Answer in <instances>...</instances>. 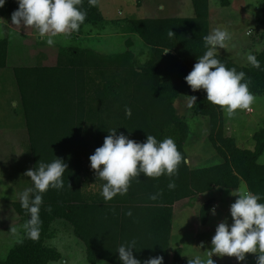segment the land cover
Masks as SVG:
<instances>
[{"label":"trees","instance_id":"16d2710c","mask_svg":"<svg viewBox=\"0 0 264 264\" xmlns=\"http://www.w3.org/2000/svg\"><path fill=\"white\" fill-rule=\"evenodd\" d=\"M192 5L193 18L128 22L124 33L138 35L150 49L151 58L143 66H137L131 51L106 56L89 49L60 48L53 60L55 65L14 69L32 168L40 160L48 163L55 157L62 158L68 168L63 190L49 189L44 194L39 239L15 243L0 264L59 263L63 255L49 242L61 231L72 234L85 246L87 264H122L117 249L132 240L136 241V259L163 256L164 264H168L175 204L216 189L236 190L242 182L264 203V164L259 163L264 154V130L254 137V151L240 149L233 137L225 136L223 110L207 101L206 92H193L185 82L197 57L206 51L203 37L210 33L209 0H192ZM81 7L87 11V19L78 32L69 36L71 39L85 35L88 26L103 29L105 25L99 0L95 6L82 0ZM17 9V0H6L4 10L9 22ZM169 30L175 38L168 37ZM127 44L133 46L131 41ZM9 45L8 38L0 39V69L8 66ZM218 58L228 68L245 72L251 79L250 91L264 97V51L257 55L260 69L240 67L219 54ZM193 95L197 102L190 112L208 122V141L223 161L209 167L181 163L171 178L175 189L168 188L166 175H141L131 181L126 195L105 202L100 195L104 182L91 169L89 157L102 146L109 132L117 129V135L123 133L137 142L145 141L147 134L157 140L171 137L188 162L190 127L178 115L176 103ZM125 107L132 109L131 118L126 117ZM158 192L162 195L151 200L150 196ZM215 204L211 198L200 206L202 225H207L210 210L218 208ZM49 205L51 213L46 211ZM12 207L22 224L29 219L20 202H13ZM128 211L132 216L126 215ZM180 254L178 250V262ZM256 260L250 264H256Z\"/></svg>","mask_w":264,"mask_h":264},{"label":"rangeland","instance_id":"374dc122","mask_svg":"<svg viewBox=\"0 0 264 264\" xmlns=\"http://www.w3.org/2000/svg\"><path fill=\"white\" fill-rule=\"evenodd\" d=\"M161 3L164 4V10L159 7ZM5 7L6 3L0 8V39L8 38L10 45L8 66L0 69V260L8 256L16 243L11 228L19 229L23 225L12 203L20 202L19 194L32 186L30 178L24 175L32 168L33 163L27 129L19 113L20 93L14 69L55 65L53 60H56L60 48L89 49L106 56L131 51L135 55L137 66H143L151 58L150 49L138 35L124 33L128 22L135 19L167 18L175 14L184 18L194 16L191 0H99L105 22L103 29L88 26L85 28V35L77 39L58 35L54 38L55 45L49 47L46 44L47 37H40L34 27L13 26L8 20ZM218 27L228 29L232 36L227 47L219 53L227 52L225 58L240 67L250 66L246 54L251 51L257 56L264 51V0H209V30L211 32ZM248 29L251 30L247 31ZM129 41L132 42V47L128 46ZM187 100V97L180 98L176 108L178 115L190 127L186 146L188 163L198 167L217 165L222 159L208 141V122L204 118L193 116L186 107ZM16 109L18 112H15ZM223 116L225 136L233 137L240 149L254 151V137L260 130H264V97L256 96L250 110H237L231 118L223 111ZM259 163L264 164V154ZM242 184L246 185L245 182ZM233 191L235 190L216 189L200 195L197 199L183 200L175 204L169 264H188L189 259L196 255L207 258V251L211 249V240L218 224L225 219L229 224L232 223L230 206L236 199L231 195ZM211 198L219 206L215 214L212 213L207 225L202 226L199 208ZM77 243L81 244L72 234L69 236L61 231L49 245L56 246L62 254H65L62 245L68 248L75 246L72 247L75 250L73 255L82 264H86L83 259L85 252L82 255V248ZM178 250L181 251L179 262L176 259ZM212 259L215 264H238L235 257L214 255ZM256 259L257 254L248 253L246 260L239 264H250Z\"/></svg>","mask_w":264,"mask_h":264},{"label":"clouds","instance_id":"9594fccd","mask_svg":"<svg viewBox=\"0 0 264 264\" xmlns=\"http://www.w3.org/2000/svg\"><path fill=\"white\" fill-rule=\"evenodd\" d=\"M95 6L96 0H88ZM6 0H0L3 8ZM18 9L11 15V24L20 28L34 27L40 37H47L46 44L53 47L55 37L64 35L68 37L80 30L87 19V11L83 10L82 0H17ZM164 8V4L159 6ZM169 38H175L172 30L168 31ZM232 39L226 28H215L203 37L206 51L197 57L192 71L185 77V82L193 92L203 90L207 101L219 106L228 118L233 117L237 110H250L256 96L250 91L251 79L243 71L228 68L218 58V49H225L227 42ZM168 51H165L166 53ZM246 60L253 68L260 69L261 62L257 56L249 51ZM197 97L190 96L186 102L187 108L196 105ZM125 115L132 116V109L125 107ZM90 167L104 183L101 185L100 195L104 201H111L117 195H126L131 181L143 175L146 178L169 177V189H175L176 184L171 179L178 173L181 163L187 164L186 158L171 137L157 140L153 135L147 134L146 140L137 142L123 133L117 135V129H112L104 139L102 146L98 147L89 157ZM68 168L62 158L55 157L51 162H40L24 175L30 178V187L19 194L21 208L29 216L20 228H11L16 237V243H23L25 239L38 240L43 221L41 208L44 205V194L49 189L57 191L64 188V174ZM71 188V186L69 185ZM162 193L150 196L156 200ZM235 202L230 206L232 223L227 219L220 222L211 240V249L207 251V258L196 255L189 259L188 264H215L214 255L235 257L238 264L246 260V254H257L256 264H264V203L262 197L253 193L247 185H241L231 193ZM46 211L51 213L49 205ZM215 214L216 209L210 210ZM132 216V212L126 213ZM136 241L121 244L117 252L122 264H164L163 256L150 257L141 261L133 254Z\"/></svg>","mask_w":264,"mask_h":264},{"label":"crops","instance_id":"0c3cea01","mask_svg":"<svg viewBox=\"0 0 264 264\" xmlns=\"http://www.w3.org/2000/svg\"><path fill=\"white\" fill-rule=\"evenodd\" d=\"M191 2H192V0H191ZM187 9L189 10V7H187ZM163 10H164V8H163ZM193 10H194V8H193ZM194 16H195V12H194ZM194 16H192V17H189V18H193ZM167 18H184V17H182V16H180V15H173V16H169V17H167ZM167 18H157V19H167ZM151 19V18H150ZM252 29V28H251ZM251 29H248L247 31H249V30H251ZM246 35H247V33H246ZM248 36V35H247ZM225 51V50H224ZM219 52H223V49H221ZM219 55H222V56H224V55H227V52H225V53H218ZM224 57H226V56H224ZM228 57V56H227ZM1 201V200H0ZM218 207L219 205L217 204V205H215V207ZM202 226H204V225H202ZM206 226V225H205ZM70 236V235H69ZM64 237V236H63ZM55 240V239H54ZM57 240V239H56ZM172 242V241H171ZM61 242H59V244H60ZM78 244V243H77ZM74 245V244H73ZM79 246H81V248H82V255L84 254V252H85V257L83 258L84 259V261L85 262H87L86 261V248H85V246L84 245H82V244H78ZM56 247V246H55ZM72 247H75V246H72ZM72 247H70V248H68L66 245H62L61 246V248L63 249V253H65V254H62L63 255V258H62V260L59 262V263H57V264H82L81 263V261H79V260H77V257L76 256H74L73 255V251H75ZM57 248V247H56ZM83 248H84V250L85 251H83ZM60 251V250H59ZM61 252V251H60ZM169 252H170V250H169ZM101 263H105V264H109V263H107V262H102V261H99L97 264H101ZM87 264V263H86ZM169 264V263H168Z\"/></svg>","mask_w":264,"mask_h":264},{"label":"water","instance_id":"95a60500","mask_svg":"<svg viewBox=\"0 0 264 264\" xmlns=\"http://www.w3.org/2000/svg\"><path fill=\"white\" fill-rule=\"evenodd\" d=\"M168 53V52H167Z\"/></svg>","mask_w":264,"mask_h":264}]
</instances>
